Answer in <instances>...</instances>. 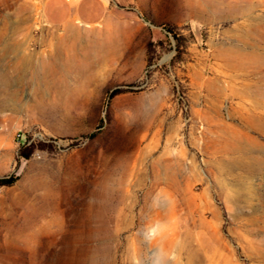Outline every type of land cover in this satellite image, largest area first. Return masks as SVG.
Segmentation results:
<instances>
[{
	"label": "rangeland",
	"instance_id": "1",
	"mask_svg": "<svg viewBox=\"0 0 264 264\" xmlns=\"http://www.w3.org/2000/svg\"><path fill=\"white\" fill-rule=\"evenodd\" d=\"M127 5L142 39L0 0V264H264V0Z\"/></svg>",
	"mask_w": 264,
	"mask_h": 264
},
{
	"label": "crops",
	"instance_id": "2",
	"mask_svg": "<svg viewBox=\"0 0 264 264\" xmlns=\"http://www.w3.org/2000/svg\"><path fill=\"white\" fill-rule=\"evenodd\" d=\"M44 25L60 31L58 39H102L96 31L103 30V39H142L130 30L129 0H39ZM141 28H145L141 25ZM76 29V35L72 34ZM155 27L151 29L154 37ZM81 32L89 33L87 36Z\"/></svg>",
	"mask_w": 264,
	"mask_h": 264
},
{
	"label": "trees",
	"instance_id": "3",
	"mask_svg": "<svg viewBox=\"0 0 264 264\" xmlns=\"http://www.w3.org/2000/svg\"><path fill=\"white\" fill-rule=\"evenodd\" d=\"M30 156L25 152L20 154V159L29 160ZM18 181V177L12 176L10 178L0 179V187H12Z\"/></svg>",
	"mask_w": 264,
	"mask_h": 264
},
{
	"label": "bare ground",
	"instance_id": "4",
	"mask_svg": "<svg viewBox=\"0 0 264 264\" xmlns=\"http://www.w3.org/2000/svg\"><path fill=\"white\" fill-rule=\"evenodd\" d=\"M135 174V173H134ZM127 175V174H126ZM132 175H130V178H131ZM136 177H137V174H136ZM132 179V178H131Z\"/></svg>",
	"mask_w": 264,
	"mask_h": 264
}]
</instances>
